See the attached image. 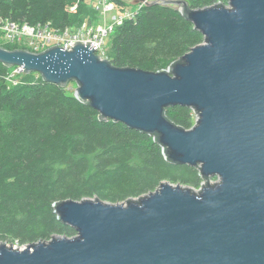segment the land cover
<instances>
[{"label": "water", "instance_id": "water-1", "mask_svg": "<svg viewBox=\"0 0 264 264\" xmlns=\"http://www.w3.org/2000/svg\"><path fill=\"white\" fill-rule=\"evenodd\" d=\"M190 9L204 36L169 70L116 68L90 45L43 52L0 47V61L47 82L77 83L74 97L104 119L157 135L167 159L197 166L199 191L163 182L121 203L63 201L59 219L77 232L24 250L0 243V264H264V0ZM184 13L187 0H133ZM191 108L195 126L171 122ZM217 178L211 183L210 179Z\"/></svg>", "mask_w": 264, "mask_h": 264}, {"label": "trees", "instance_id": "trees-1", "mask_svg": "<svg viewBox=\"0 0 264 264\" xmlns=\"http://www.w3.org/2000/svg\"><path fill=\"white\" fill-rule=\"evenodd\" d=\"M216 2L190 0L184 13L142 6L135 19L117 27L108 60L116 68L167 69L204 42L186 13ZM85 10V0H0V19L57 30L81 25ZM0 47L29 50L1 41ZM15 68L0 61V243L31 245L76 236L56 212L63 201L116 204L151 193L163 182L198 186L204 180L199 167L169 161L157 135L104 119L89 102L76 99L67 91L75 81L57 85L33 72L10 86L7 78ZM193 114L181 106L165 111L186 130L195 124Z\"/></svg>", "mask_w": 264, "mask_h": 264}, {"label": "built area", "instance_id": "built-area-1", "mask_svg": "<svg viewBox=\"0 0 264 264\" xmlns=\"http://www.w3.org/2000/svg\"><path fill=\"white\" fill-rule=\"evenodd\" d=\"M224 6L226 8H231L230 3L225 0H217L216 3L211 6ZM74 7L73 9H75ZM116 5L111 0H99L98 4L95 8L104 18H107V15L110 11L114 10ZM206 8V7H205ZM139 11H135L133 13L128 14L129 20L135 19ZM113 21L115 23L122 24L123 18L119 19L116 16L113 17ZM87 25V24H86ZM89 26H83L78 30L75 28H66L65 30H57L51 27L50 24L46 25H38L31 26L28 24H20L16 22H12L9 20L0 19V39H4L7 43H17V44H28V48L33 52H43L51 47L58 46L65 50H72V47L76 43H82L85 45H90V47L94 48L96 54L103 60V54L101 53L104 37L108 35L109 31H111L112 27L102 26V25H94L88 24ZM30 45V46H29ZM166 70H169L167 68ZM25 71L23 67L16 66L11 75L7 78L8 81L14 75H24ZM197 121V118H196ZM195 121V124H196ZM194 124V126H195ZM217 178L210 179L211 183L217 182ZM206 185V181L204 180V184L201 188H190L194 192H199ZM160 187V186H159ZM159 187L157 189H159ZM184 187V186H183ZM156 189V190H157ZM155 190V191H156ZM48 242V241H47ZM8 247H12L15 250H24L29 245H19V244H11L7 245Z\"/></svg>", "mask_w": 264, "mask_h": 264}, {"label": "rangeland", "instance_id": "rangeland-1", "mask_svg": "<svg viewBox=\"0 0 264 264\" xmlns=\"http://www.w3.org/2000/svg\"><path fill=\"white\" fill-rule=\"evenodd\" d=\"M98 1L99 0H85V7H86L85 11L86 12L83 16L84 17L83 22L77 28L79 30L84 25L88 27L89 26L88 24H94L96 26L102 25V26H107V27L111 26L112 27V29H111V31H109L108 35L104 37L103 47H102V51H101V53L103 54L102 55L103 58L108 60V56L112 53L111 52V42H112V39L115 35V31H116L117 27H119L123 24V23L119 24L118 22L115 23L113 21V17L116 16L119 19L123 18V22L126 20H129L127 15L130 13H133L135 11L140 12L143 4L134 5V4H132L133 0H120V2L125 4V5H121V4H117L115 1H113L116 5V8H114V10H112L108 13L107 18H104V16H102L100 14V12L95 10V8L98 4ZM148 1H151V0H148ZM187 1L189 2L190 0H187ZM0 41L3 43H7L4 39H0ZM9 44L19 45V46L28 48V44H26V45L17 44V43H9ZM38 76H39V74L34 75V77H38ZM23 81H24L23 75H14L8 82H9L10 86H15V85L19 84L20 82L22 83ZM76 89H77V84L75 82L70 83L67 87V91L73 95H74V92ZM193 113H194V111H193ZM193 117H194V121H196L197 116L195 113L193 114ZM203 184H204V180H202V182L198 186L186 185V184H174V185H181V186H184L186 188L190 187V188H194V189H197V188L200 189ZM4 243L6 245H11L10 242H4Z\"/></svg>", "mask_w": 264, "mask_h": 264}]
</instances>
